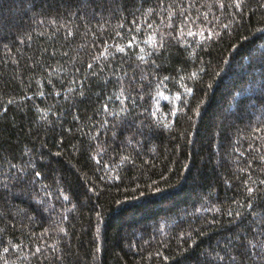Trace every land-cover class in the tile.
<instances>
[{
	"label": "trees",
	"instance_id": "trees-1",
	"mask_svg": "<svg viewBox=\"0 0 264 264\" xmlns=\"http://www.w3.org/2000/svg\"><path fill=\"white\" fill-rule=\"evenodd\" d=\"M0 264H264V0H0Z\"/></svg>",
	"mask_w": 264,
	"mask_h": 264
},
{
	"label": "snow or ice",
	"instance_id": "snow-or-ice-1",
	"mask_svg": "<svg viewBox=\"0 0 264 264\" xmlns=\"http://www.w3.org/2000/svg\"><path fill=\"white\" fill-rule=\"evenodd\" d=\"M190 35H192V33H189ZM129 43H131V42H129ZM120 51H123V48H121V49H119ZM105 107H107V106H105ZM37 175H39V173H37Z\"/></svg>",
	"mask_w": 264,
	"mask_h": 264
}]
</instances>
